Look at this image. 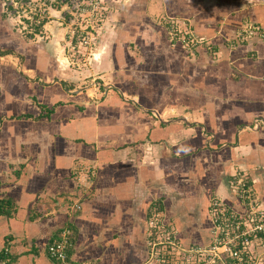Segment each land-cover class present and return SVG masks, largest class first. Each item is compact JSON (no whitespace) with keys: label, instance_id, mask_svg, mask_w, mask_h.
Wrapping results in <instances>:
<instances>
[{"label":"crops","instance_id":"1","mask_svg":"<svg viewBox=\"0 0 264 264\" xmlns=\"http://www.w3.org/2000/svg\"><path fill=\"white\" fill-rule=\"evenodd\" d=\"M102 3L82 71L93 76L78 84L60 54L65 27L46 19L28 38L0 0L10 51L0 56V251L10 264H60L46 248L69 225L76 264H146L168 232L209 242L212 196L241 208L228 189L235 169L264 193V0ZM178 21L202 45L172 38ZM250 22L263 35L238 32Z\"/></svg>","mask_w":264,"mask_h":264},{"label":"built area","instance_id":"2","mask_svg":"<svg viewBox=\"0 0 264 264\" xmlns=\"http://www.w3.org/2000/svg\"><path fill=\"white\" fill-rule=\"evenodd\" d=\"M104 0H69L74 18L85 15L94 16L97 8ZM44 13L42 10L41 14ZM84 17H81V19ZM86 20V18H85ZM40 22V20H37ZM92 26V23H89ZM258 30L257 25L247 23L241 25L239 33L252 35ZM71 37H87L82 31L71 29ZM191 42L178 36L183 43L194 45L202 41L188 30ZM69 35V34H68ZM86 41V38L85 40ZM262 121L255 120L252 125L257 127ZM256 180L250 177L246 169H235L228 179V189L239 200L240 209L226 201L223 197L212 196L208 212L211 226L209 242L200 244H183L172 237L170 232L166 238H160L152 244L145 261L146 264H260L264 257V197L259 196L255 188ZM155 226V221H150ZM164 231H160L161 235ZM71 230L64 227L58 236L47 244V254L60 264H76L70 261L68 249L72 245ZM169 235V236H168ZM169 248V249H168ZM162 249H168L164 251ZM0 257V264H10L7 249Z\"/></svg>","mask_w":264,"mask_h":264},{"label":"rangeland","instance_id":"3","mask_svg":"<svg viewBox=\"0 0 264 264\" xmlns=\"http://www.w3.org/2000/svg\"><path fill=\"white\" fill-rule=\"evenodd\" d=\"M3 2L6 14L9 16L12 15L15 18V25L22 30L24 29L25 33L24 31L23 33L26 37L38 36L34 34V32L39 31H37V25L39 24L37 20H41L43 17H45L47 21L51 20L45 25H48L50 22L56 27L64 26L63 35L60 38V54L65 58V68L77 70L78 84L87 83L86 80L91 79L93 76L92 74H88V72L82 74V71H85L86 68L90 67L91 62L95 59L93 53H91L96 45V37L94 36L97 34V30L99 31L102 27V21L106 17L105 9H102L101 7L97 8L94 16L90 14L88 16V14L84 12L85 15L78 16L72 20L71 18L73 17V14L71 13L72 9L70 8L69 0H3ZM102 5L103 3L101 6ZM54 8L57 10H54ZM42 10H44L43 14H41ZM46 16H49V18H46ZM81 17L84 18L81 19ZM165 20L167 22V18ZM90 22L92 23V26L89 24ZM44 27L48 29L47 26ZM169 27L170 31L176 36H183L188 39V43L191 42L184 21L170 23ZM71 29H74L76 33L82 31L83 34L87 36L85 37L86 41H84V37L81 38V40L76 37H71ZM67 34H69V36H67ZM10 57L15 60L12 56H9L8 58ZM2 59L5 60L7 57L3 56ZM29 72L32 73L30 70ZM223 190H225V187ZM222 193H224V191ZM168 249L162 250L167 251Z\"/></svg>","mask_w":264,"mask_h":264},{"label":"trees","instance_id":"4","mask_svg":"<svg viewBox=\"0 0 264 264\" xmlns=\"http://www.w3.org/2000/svg\"><path fill=\"white\" fill-rule=\"evenodd\" d=\"M45 17H43L41 20H40V22H39V24L37 25V30L39 29V27L45 22ZM251 23V22H250ZM251 24H253V25H257L258 26V30H256L252 35H255V34H258V35H263L261 32H262V30H261V26H260V23L259 22H256V23H254V22H252ZM191 31H192V33L193 34H195L196 36H198V37H202V41H199V42H197L196 43V46L197 45H202V43L204 42L203 40V36H199V35H197L195 32H194V30L191 28ZM251 36V35H250ZM172 38H174V39H176L177 41H179L181 44H184L183 43V41L178 37V36H172ZM10 51H6V49L5 48H3V46H2V44L0 43V56L1 55H3V54H5V53H9ZM35 99V98H34ZM39 105H40V107L41 108H43V109H45V113L44 114H46V115H48V113L50 112V109L48 108V109H46L47 107H46V105L45 104H42V103H38ZM44 111V110H43ZM253 123V121H251L250 123H248L249 125H251ZM255 188H256V184H255ZM257 190V189H256ZM257 192H258V194H259V196H261V197H264V193H261V192H259L258 190H257ZM3 207V205L0 203V208H2ZM162 207V205L160 204L159 206H158V208H161ZM1 210V209H0ZM67 227H69L70 228V230H71V234H70V237H71V240H72V227L69 225V226H67ZM72 246V245H71ZM71 246H70V248H71ZM70 248L68 249V255H69V259H70V261L71 262H73V263H75L71 258H70V254H69V250H70ZM4 255V253H3V251H0V257H2ZM263 261H264V259H263Z\"/></svg>","mask_w":264,"mask_h":264}]
</instances>
